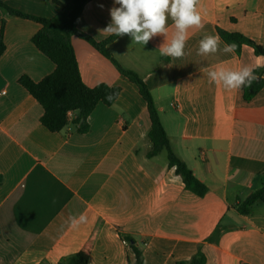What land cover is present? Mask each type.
Segmentation results:
<instances>
[{
  "label": "crops",
  "instance_id": "crops-1",
  "mask_svg": "<svg viewBox=\"0 0 264 264\" xmlns=\"http://www.w3.org/2000/svg\"><path fill=\"white\" fill-rule=\"evenodd\" d=\"M2 1L37 17L61 12L54 0ZM114 6L90 0L79 30L97 42L114 36L102 31ZM200 10L203 28L189 31L182 58L160 55L163 36L142 47L125 35L107 49L144 80L173 151L208 187L204 198L186 190L168 161L148 158L151 122L139 89L78 37L72 44L83 82L120 86L121 94L94 110L87 134L45 128L43 107L19 83L24 76L41 82L56 68L33 43L41 26L0 9V264H67L95 231L89 264H135L128 238L142 247L145 264L187 262L200 249L206 264H264V203L249 215L236 209L264 186V87L246 101L244 88L227 91L206 72L256 70L264 58L248 45L240 53L197 54L206 34L219 35L223 48L219 31L264 47V0H201ZM81 213L88 223L70 229L69 216Z\"/></svg>",
  "mask_w": 264,
  "mask_h": 264
},
{
  "label": "trees",
  "instance_id": "trees-1",
  "mask_svg": "<svg viewBox=\"0 0 264 264\" xmlns=\"http://www.w3.org/2000/svg\"><path fill=\"white\" fill-rule=\"evenodd\" d=\"M89 1L74 0L70 4H63L54 0V3L61 9V12L56 17L45 18L24 14L12 9L0 0V9L6 13L36 22L41 26V29L33 37V43L56 66L54 72L41 82L36 83L27 76L19 80V83L43 107L44 115L41 118V123L52 133L63 132L67 127L72 126L77 133L87 134L90 131L89 118L94 110L100 104L111 107L117 100L108 101L105 99L106 95L111 92H119L121 94L122 88L120 86L100 84L91 88L83 82L72 38L78 37L83 39L108 58L121 75L135 84L139 89V93L147 105L151 122V129L148 134L151 149L148 152V158L152 159L166 151L169 167L175 168L176 174L182 178L186 190L200 198H204L209 192L208 187L194 175L187 164L173 151L155 100L144 80L135 72L123 68L108 51L107 45L117 38V36L114 35L106 41L97 42L79 30L78 24L80 18ZM219 33L226 43H236L237 53L241 52L244 45H248L254 49L257 56L264 58V47L247 39L242 34L224 31H219ZM5 49L4 28H2L0 34V58ZM263 74L264 66L256 69L255 75L257 76V80L252 83L251 87H244V99L246 101H251L264 87ZM2 179V176H0V183ZM256 203H264V186L250 194L244 201L239 202L236 205V209L241 215H249ZM97 235V231L93 232L80 251L69 258L66 263L89 264ZM128 241L135 254V264H145L142 247L131 238H128ZM179 264H206V258L200 249L199 253L192 260L180 262Z\"/></svg>",
  "mask_w": 264,
  "mask_h": 264
},
{
  "label": "clouds",
  "instance_id": "clouds-1",
  "mask_svg": "<svg viewBox=\"0 0 264 264\" xmlns=\"http://www.w3.org/2000/svg\"><path fill=\"white\" fill-rule=\"evenodd\" d=\"M201 0H114L110 9L111 22L102 30L117 37L129 36L132 44L144 47L154 37L163 36L164 41L158 51L161 56L173 59L186 55L185 47L191 29H202ZM171 21V25H169ZM219 35L206 34L199 41L198 55L209 56L223 52L235 53L236 43H225L220 47ZM209 82L222 85L227 91H238L244 87H251L257 80L255 68L242 65L237 69L217 66L206 69ZM119 92L108 93V101L119 98ZM88 223V216L81 213L69 216L67 225L76 230Z\"/></svg>",
  "mask_w": 264,
  "mask_h": 264
},
{
  "label": "rangeland",
  "instance_id": "rangeland-1",
  "mask_svg": "<svg viewBox=\"0 0 264 264\" xmlns=\"http://www.w3.org/2000/svg\"><path fill=\"white\" fill-rule=\"evenodd\" d=\"M159 159H160L161 161H168V159H167V152H166V151L162 152V153L159 155Z\"/></svg>",
  "mask_w": 264,
  "mask_h": 264
}]
</instances>
